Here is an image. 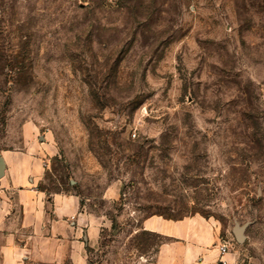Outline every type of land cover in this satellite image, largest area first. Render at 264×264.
I'll list each match as a JSON object with an SVG mask.
<instances>
[{
  "label": "rangeland",
  "instance_id": "374dc122",
  "mask_svg": "<svg viewBox=\"0 0 264 264\" xmlns=\"http://www.w3.org/2000/svg\"><path fill=\"white\" fill-rule=\"evenodd\" d=\"M30 144L96 217L89 264H156L153 216L264 264V0H0V156Z\"/></svg>",
  "mask_w": 264,
  "mask_h": 264
},
{
  "label": "crops",
  "instance_id": "0c3cea01",
  "mask_svg": "<svg viewBox=\"0 0 264 264\" xmlns=\"http://www.w3.org/2000/svg\"><path fill=\"white\" fill-rule=\"evenodd\" d=\"M28 132L31 135L30 128ZM29 140L33 143L31 136ZM47 149L45 144H30L25 151L3 156L0 264H89L87 250L98 247V222L83 210L80 197L42 187L41 162ZM142 226L165 240L158 247L156 264H237L232 252L220 253L218 230L201 216H153Z\"/></svg>",
  "mask_w": 264,
  "mask_h": 264
},
{
  "label": "water",
  "instance_id": "95a60500",
  "mask_svg": "<svg viewBox=\"0 0 264 264\" xmlns=\"http://www.w3.org/2000/svg\"><path fill=\"white\" fill-rule=\"evenodd\" d=\"M4 169H5L4 159L0 156V179L4 176ZM246 226L247 224H244L243 226H239L238 224H236L233 227L232 235L237 244H242L245 242L246 236L244 234V231Z\"/></svg>",
  "mask_w": 264,
  "mask_h": 264
},
{
  "label": "built area",
  "instance_id": "2783aa9c",
  "mask_svg": "<svg viewBox=\"0 0 264 264\" xmlns=\"http://www.w3.org/2000/svg\"><path fill=\"white\" fill-rule=\"evenodd\" d=\"M227 250H228V246H227V244H223V243H221L220 246H219V251H220V253L224 254V253L227 252Z\"/></svg>",
  "mask_w": 264,
  "mask_h": 264
}]
</instances>
